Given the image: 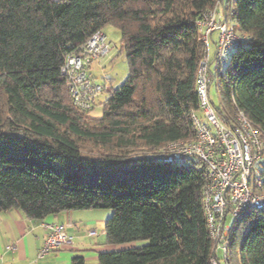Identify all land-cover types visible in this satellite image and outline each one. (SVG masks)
<instances>
[{"label":"trees","instance_id":"16d2710c","mask_svg":"<svg viewBox=\"0 0 264 264\" xmlns=\"http://www.w3.org/2000/svg\"><path fill=\"white\" fill-rule=\"evenodd\" d=\"M213 11L234 14L241 40L223 66L210 62L211 101L227 119L243 112L264 136V0H0V212L42 220L112 210L109 245L147 243L100 252L99 264H211L206 170L157 156L195 138L190 114ZM108 25L120 31L129 75L94 118L105 88L92 109L80 108L62 67ZM232 225L230 264H264V209Z\"/></svg>","mask_w":264,"mask_h":264},{"label":"built area","instance_id":"2783aa9c","mask_svg":"<svg viewBox=\"0 0 264 264\" xmlns=\"http://www.w3.org/2000/svg\"><path fill=\"white\" fill-rule=\"evenodd\" d=\"M215 16L213 11L206 18L203 34L209 45L212 31L218 30L216 59L217 64L223 66L231 47L241 39L233 29V13L218 20ZM110 50L106 35L96 32L78 55L66 59L62 74L68 78V88L76 106L92 109L94 100L105 88L92 80L88 69ZM210 67L208 51L196 77L199 109L190 114L195 138L169 143L157 159L187 164L194 158L202 163L208 176L203 188V211L213 242L211 264H230L233 225L228 219L239 218L248 210L264 209V194L259 192L264 188V173L260 178L256 175L257 166L264 161V136L243 112L238 111L227 119L215 109L210 97ZM46 227L48 235L38 253L39 259L73 243L67 224H47Z\"/></svg>","mask_w":264,"mask_h":264},{"label":"crops","instance_id":"0c3cea01","mask_svg":"<svg viewBox=\"0 0 264 264\" xmlns=\"http://www.w3.org/2000/svg\"><path fill=\"white\" fill-rule=\"evenodd\" d=\"M218 38V32L211 34L210 62L216 58ZM100 210L104 209L63 211L42 220L31 219L18 209L1 211L0 264H99L100 252L111 251L105 230L108 215ZM47 224H67L73 243L39 259Z\"/></svg>","mask_w":264,"mask_h":264},{"label":"rangeland","instance_id":"374dc122","mask_svg":"<svg viewBox=\"0 0 264 264\" xmlns=\"http://www.w3.org/2000/svg\"><path fill=\"white\" fill-rule=\"evenodd\" d=\"M222 14H217L215 19H219ZM218 32V30L212 31V33ZM103 33L106 35L108 42L111 45V50L104 58L92 64L90 68V73L95 78L96 82L101 85H106L104 92L101 94L96 102L95 108L90 112V116L94 118H100L103 111L102 103L106 100L109 95V90L118 88L124 83L129 75V66L125 58V52L122 47L121 34L120 31L112 26L108 25L103 28ZM211 48V45H210ZM211 97L213 101L218 104V96L216 91V85L213 84L211 87ZM2 104V102H0ZM2 109V107H0ZM92 150L96 152L101 151L99 148L94 147L91 144H85ZM89 148H87L89 150ZM198 162L196 159H191L189 163ZM264 173V161L261 162L256 169V175L258 178ZM105 211L108 218L112 216V210H100ZM228 223H233V218L228 219ZM146 241H135L129 242L121 245H110L111 250H122L126 248L140 247L145 245Z\"/></svg>","mask_w":264,"mask_h":264}]
</instances>
